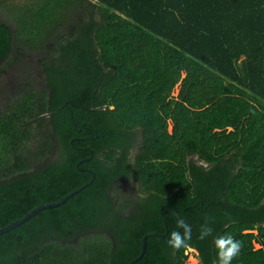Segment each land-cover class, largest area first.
Instances as JSON below:
<instances>
[{"label":"trees","instance_id":"obj_1","mask_svg":"<svg viewBox=\"0 0 264 264\" xmlns=\"http://www.w3.org/2000/svg\"><path fill=\"white\" fill-rule=\"evenodd\" d=\"M15 15L0 73L36 52L42 86L0 116V230L93 185L0 236V264H131L149 234L136 264H264V0Z\"/></svg>","mask_w":264,"mask_h":264},{"label":"rangeland","instance_id":"obj_2","mask_svg":"<svg viewBox=\"0 0 264 264\" xmlns=\"http://www.w3.org/2000/svg\"><path fill=\"white\" fill-rule=\"evenodd\" d=\"M41 2H43V0H4L2 5L3 7L0 8V23L8 24L13 30L17 29L18 20L15 14H18L19 12L23 13L29 8H36L41 4ZM21 52L22 56L19 57V63L29 65H26L27 67L23 69L19 68V66L13 67L12 69L5 70L0 73V116L4 114L9 104L22 98V92H24L27 87L28 89H32L38 93L40 91V87L42 86V83L40 82L39 84L36 82L33 84V81L35 80L33 77L35 78V76H30L31 71L35 70L41 54L28 52L24 49H22ZM12 72H15V74H12ZM26 76H30L28 80L31 85H29L26 81ZM180 92L181 87L178 86L172 94V98H178ZM14 96L15 98H13ZM172 130L173 124L170 123L169 131L172 132ZM231 130L232 129H230V131ZM246 233H252L256 236L259 234L258 230L248 231ZM254 247L256 250L261 249V245L258 243H255ZM186 254L188 256L186 264H202L199 252L194 251L193 249H188Z\"/></svg>","mask_w":264,"mask_h":264},{"label":"water","instance_id":"obj_3","mask_svg":"<svg viewBox=\"0 0 264 264\" xmlns=\"http://www.w3.org/2000/svg\"><path fill=\"white\" fill-rule=\"evenodd\" d=\"M91 185H93V181L90 184H88V185L84 186L83 188H81L80 190H78V191L74 192L73 194L69 195L68 197L64 198L63 200H61L57 204H54V205H43V206L37 208L36 210L31 212L26 218H24V219L14 223V224H12L11 226H9L7 228L1 229L0 230V236L10 232L11 230L20 228L23 224L28 222L30 219H32L35 215H37L41 211H44L46 209H51V208H56V207L62 206L63 204L67 203L70 198H72L75 195H78L82 190H84L85 188H87L88 186H91ZM157 235L158 234H149L148 236L145 237V239L143 240L144 246H143L142 255L138 259L134 260L131 264L138 263L144 257V255H145V253L147 251V239L150 236H157ZM189 249H192V248H189ZM193 250L196 251L195 249H193Z\"/></svg>","mask_w":264,"mask_h":264},{"label":"flooded vegetation","instance_id":"obj_4","mask_svg":"<svg viewBox=\"0 0 264 264\" xmlns=\"http://www.w3.org/2000/svg\"><path fill=\"white\" fill-rule=\"evenodd\" d=\"M35 70H36L35 72H37V76H38V77H41V74H40V73H41L42 70H41V68L39 67V65H37V66L35 67ZM12 74H14V73H12ZM39 74H40V75H39ZM37 85H38V84H37ZM19 86H20V85H19ZM13 88H15V87H13ZM23 88H24V87H23ZM26 90L28 91V87H27ZM26 90H25V91H26ZM25 91L22 92V94H24ZM13 98H15V96H14ZM13 98H12V99H13ZM12 99H11V100H12Z\"/></svg>","mask_w":264,"mask_h":264}]
</instances>
